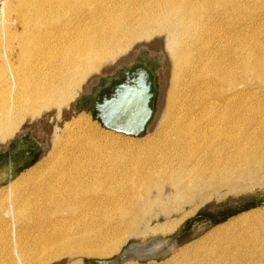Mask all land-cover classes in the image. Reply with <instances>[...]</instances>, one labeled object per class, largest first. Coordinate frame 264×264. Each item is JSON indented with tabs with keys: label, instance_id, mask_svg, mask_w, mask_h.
Returning <instances> with one entry per match:
<instances>
[{
	"label": "bare ground",
	"instance_id": "6f19581e",
	"mask_svg": "<svg viewBox=\"0 0 264 264\" xmlns=\"http://www.w3.org/2000/svg\"><path fill=\"white\" fill-rule=\"evenodd\" d=\"M103 1L21 0L13 13L19 34L6 35L2 55L10 53L0 60V146L23 129L46 133L43 118L51 130L41 161L0 188V264H12L30 240L51 256H109L119 244L106 243L118 232L146 231L145 209L159 202L167 215L212 188L253 179L264 165V0H254L258 26L247 24L246 0H151L154 10L137 24L99 16ZM151 32L172 45L164 47L172 69L153 133L124 137L74 114L87 83L128 62L131 42ZM185 79L203 99L197 122L182 125L177 98ZM16 166L1 168L0 181ZM88 222L102 225L96 236L104 245L77 237ZM58 240L70 244L60 248ZM262 251L253 264L264 260Z\"/></svg>",
	"mask_w": 264,
	"mask_h": 264
},
{
	"label": "rangeland",
	"instance_id": "374dc122",
	"mask_svg": "<svg viewBox=\"0 0 264 264\" xmlns=\"http://www.w3.org/2000/svg\"><path fill=\"white\" fill-rule=\"evenodd\" d=\"M19 1L21 0H0L1 61L3 60V56L7 57L10 53L7 51L8 55H2L3 53L6 54V50H9L8 48L10 47V42L7 39L8 33L13 32L14 34H19V25L18 21H16L17 17L13 14L19 6ZM254 2L256 1L246 0L249 20L247 24L258 26L261 22L259 21L261 15L256 14L257 12L254 9L256 4H254ZM101 4L104 8L102 11L104 12H99V16H114L125 22L136 24L141 21L142 17L151 14L155 8L151 0H104ZM104 13L109 14L105 15ZM240 17L241 15L236 13V20H233L231 24H229V28L231 29L229 30L228 28V31L231 34V38H234L231 40L232 46L236 44L235 37H237L239 32V24H237L236 21L237 18ZM259 27L261 29L258 31H263L264 33V26L261 25ZM145 39L141 41L137 39L131 42L128 51V55L130 54L129 58L131 57L130 59L132 60L131 62L128 58V62L126 61L123 63L122 67H119V69H115L116 71L109 77L103 78L101 74L98 76V78H100L99 81L95 82L93 80L94 83H87L88 81H86L81 85V87H83L86 83L88 84V89L86 93H84L85 96L80 101L84 110L76 111L72 108L74 114L85 115L89 118L91 123H93L94 120L91 117L92 113L96 117H102L104 121L108 122V119L102 112L103 108L110 102H112L111 107L113 108L112 116L114 117L117 112V107H115L117 105L114 104L115 101L113 100V96L117 93L116 82L122 80L124 76L133 77L134 75H139L144 78L146 85L141 95L135 94L140 102H144V108L141 107L139 118L143 116V118H145L148 114L149 118L147 120L146 118L144 119L146 121L143 125V136L134 139H142L153 133L149 131V127L154 126L153 122L155 123L154 120H156L160 108L164 105V94H166L167 87L169 86L172 69L164 47L167 46L172 48V45L167 39L163 38L162 34L151 32ZM140 43H142V45L138 46ZM137 50H140V52L138 51L136 55H133V52ZM6 72L9 73L11 70L8 68ZM184 83L186 86L184 85L183 88L180 87L178 91L177 104L179 102L180 104L177 110L179 111L178 114L180 117L183 118L182 125H184V123L185 125L194 124L198 120L200 100L203 99V96L198 93L193 81L185 79ZM134 91L136 92L137 90L134 89ZM83 92H85V90H83ZM83 92L77 95L74 105L77 104V100H79ZM191 118L193 119L191 120ZM41 120L40 123L44 125V127L42 125L41 127L45 129L48 135L51 128L45 127L46 122L44 118ZM95 122L98 124L99 128L105 130L97 121ZM105 131L115 133L108 130ZM40 132L41 131L36 133L29 129H26V131L23 129L19 135L12 137L10 141L6 142V146H0V169H9L11 166L16 165V167H18L21 163L27 164L12 180L39 163L46 154L47 148L45 147H47V135L46 133ZM147 132L150 133L148 134ZM159 132L160 129L157 128L154 134H158ZM118 135L128 137L122 134ZM161 143L163 142H160V144ZM7 183L8 182L0 186V188L5 187ZM208 191L209 192L207 194L204 193L202 197L196 196L199 199L194 197L195 199L193 198L191 204L178 203L177 210L174 212H170L172 208L167 205L169 206V213L167 215H161V205L159 202L156 203L154 207L145 209L146 216L151 218H149V225L145 228L146 231L138 236L132 234L122 235V232H118L114 240L110 239L106 243L118 242L119 244L117 252L109 256H66L64 254H60L59 257L54 255L51 256L47 250L38 248L34 240H30L21 243L19 246L21 251L18 250L17 252H13L11 256L12 264H86L88 261L92 260H107L114 258L119 255L127 245L131 243L142 244L153 238H161L165 241L176 238L175 245L172 246L171 251L165 259L146 263L128 262L126 264L255 263V261L258 260L257 255L264 250V165L258 169L256 177L253 179H247L243 182L235 181V183L230 184L229 189L222 187L212 188ZM157 208L159 209L157 210ZM101 226L102 225L99 226L97 224L91 225V223L88 222L84 224V227H80L77 237H81L85 241L83 245H104L102 242L103 240L98 239L96 236L98 233H104V229H101ZM63 242L70 244L69 240H58L56 246L59 245L60 247V244ZM243 249L250 250L251 252L245 253ZM243 255H250V257L243 258ZM1 264H3V262H1ZM4 264L11 263L4 262ZM258 264H264V260L258 261Z\"/></svg>",
	"mask_w": 264,
	"mask_h": 264
},
{
	"label": "water",
	"instance_id": "95a60500",
	"mask_svg": "<svg viewBox=\"0 0 264 264\" xmlns=\"http://www.w3.org/2000/svg\"><path fill=\"white\" fill-rule=\"evenodd\" d=\"M138 51L140 52V50H137L134 52L133 55H136L138 53ZM132 61V60H131ZM130 61V62H131ZM129 62V63H130ZM119 67H122V65H120ZM115 68V69H119ZM107 73V74H103V78L109 77L110 75H112L114 73ZM145 76V75H144ZM100 78H97L95 80L99 81ZM134 91V89H132ZM132 90H126L124 92V96L129 95V94H140L143 92H133ZM86 90L85 92H83V94L80 95L79 100H77V104H75L73 106V109L76 111H81L84 110L83 109V105L80 103V101L82 100V98L85 96ZM140 104L142 105V107L144 108V102H140ZM112 102L108 103L104 108H103V112L102 114L108 119V122H110L109 120L112 119ZM102 115V116H103ZM91 117L94 121H97L100 126L108 131H112L118 134H122L128 137H132V138H140L143 136V125L145 123V121L149 118V114L145 117L146 120H144L145 118L141 117L140 119V126L137 127H118L115 126L111 123H108L106 121L103 120L102 117H96L94 114L91 113ZM36 147V146H35ZM27 164H20L18 167L15 168L13 174H11L9 177L3 179L2 181H0V186H3V184H5L6 182H8L9 180H12L14 178V176H16V174L23 170V168H25ZM175 241L176 238L170 239L168 241H165L161 238H153L148 240L145 243L142 244H137V243H131L129 245H127L121 252L119 255H117L114 258L111 259H107V260H92V261H88L86 264H126L128 262H137V263H146L149 261H159V260H163L167 257V255L170 252V249L172 248L173 245H175Z\"/></svg>",
	"mask_w": 264,
	"mask_h": 264
},
{
	"label": "flooded vegetation",
	"instance_id": "af4514ba",
	"mask_svg": "<svg viewBox=\"0 0 264 264\" xmlns=\"http://www.w3.org/2000/svg\"><path fill=\"white\" fill-rule=\"evenodd\" d=\"M117 93L113 96L114 104L117 112L115 113L114 119H110V123L118 127H137L140 126V114L141 107L140 101L136 95H126V90L135 89L138 92H144L145 80L139 75L133 77L124 76L122 80L116 82ZM113 109V108H112ZM139 114V115H138Z\"/></svg>",
	"mask_w": 264,
	"mask_h": 264
}]
</instances>
